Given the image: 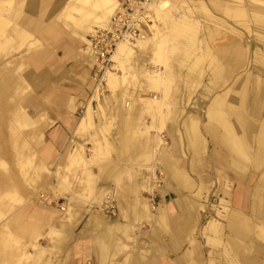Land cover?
<instances>
[{"label": "rangeland", "instance_id": "rangeland-1", "mask_svg": "<svg viewBox=\"0 0 264 264\" xmlns=\"http://www.w3.org/2000/svg\"><path fill=\"white\" fill-rule=\"evenodd\" d=\"M31 1L13 0V6L20 5L19 20H34V13L27 10ZM162 2H168L169 7L161 14L152 9L150 26L155 30L150 29L145 38L154 33L157 37L143 45L125 42L133 53L116 62L111 60L109 70L119 75L114 87L105 79L102 86L95 81L93 106L89 104L95 128L80 141L85 164L72 167L65 181L57 173L72 145L52 161L43 129L34 126L19 130L21 139L30 143L28 151L37 158L39 174L34 176L32 167L19 171L9 143V126L19 105L41 124L46 115L28 79L31 68L27 58L34 47L15 49L7 44L0 49V78L5 80L0 108V160L5 163L0 165V259L5 264L17 262L1 242L8 230L28 243V256L18 264H74L73 246L79 236H91L93 242V250L84 254L82 264H96L95 258L99 264H123L129 259L140 262L147 254L164 259L168 258L165 247L175 242L173 255L179 256L180 264H264V253L253 246V238L264 244L257 229H248L242 240L227 229L225 215L232 206L227 203L228 194L244 177L218 175L223 164L213 159L222 155L223 149L228 156L233 154L221 141L225 124L208 115L213 99L228 92L226 104L215 110L235 136L245 138L246 153L241 158L251 164L249 155L256 150L264 121V100L259 105L247 100V108L238 112L242 118L229 101L245 100L254 90L264 89V2L155 0L154 7ZM75 13L81 22L88 17L84 10ZM187 30L192 40L186 39ZM143 71L161 73L163 80L148 87ZM21 79L28 89L20 95ZM253 79L260 87L253 89ZM142 85L145 92L140 91ZM124 100H129L130 109L124 110ZM180 172L186 174L185 183L179 180ZM160 195L174 201L173 216L179 219L182 240L169 210L159 202ZM108 201L115 206L114 215L103 210ZM244 219L264 226V219L245 211ZM210 221L216 223L217 232L203 230ZM29 222L34 233L27 239L21 227ZM111 223L118 226L111 227ZM52 230L61 231L65 249L55 248L57 237ZM229 237L239 243L238 251L232 248ZM144 239L150 241L149 249L143 248ZM100 241L107 243L105 251L98 248Z\"/></svg>", "mask_w": 264, "mask_h": 264}, {"label": "bare ground", "instance_id": "bare-ground-1", "mask_svg": "<svg viewBox=\"0 0 264 264\" xmlns=\"http://www.w3.org/2000/svg\"><path fill=\"white\" fill-rule=\"evenodd\" d=\"M234 1H241V0H234ZM258 2H264V0H257ZM13 0H0V49H2L5 45L11 44L12 47L15 49L21 48L22 46H26L29 48H32L34 46L38 45V41L34 40V37H32V28L34 27V21L31 19H28L26 17H22L20 20L19 17V11H20V5H12ZM155 4V3H154ZM117 7L116 0H69L66 7L62 10L60 18L64 22L66 26H72L74 27V33L80 38V40L83 41V43L86 42V36L93 31L95 27L99 28H105L107 25V18L108 16L115 11ZM169 7L168 2H162L157 7H153L152 9L156 12L165 13L167 8ZM27 10L29 13L34 12V1H31L27 5ZM81 10H84L86 13L87 19L82 21L75 17L77 15L75 12L81 13ZM84 13V14H85ZM83 14V13H82ZM159 15V14H158ZM19 20V21H17ZM17 21V22H16ZM20 23V25L18 24ZM6 27H8L6 29ZM150 29H154V26H150ZM30 30V31H29ZM157 33L153 34V37L150 36L148 38H143L140 40H137L139 44L143 45L147 42H151L156 38ZM186 39L192 40V35L188 33V30L186 31ZM125 42L127 41H121L117 44L114 52L111 55V60L116 62L119 60L121 56H129L133 53V48L129 47ZM80 52L82 54L83 59L91 65V58L88 56L87 52L84 49H80ZM34 53H31L29 56L30 60H33ZM143 75L147 77V83L145 84L148 87L156 86L158 85L161 80H163V75L161 73H155V72H147L143 71ZM221 73V71H219ZM119 75H117L115 72L110 71L109 69L105 71V74L103 76V79L107 81V84L110 87H114V83L116 80H118ZM5 80L0 78V108L2 107V100L1 96L4 95L5 92ZM260 82L256 81L255 79L252 80V87L253 89L256 88L257 85L260 87ZM21 90L22 92H19V94L25 93V91L28 89L27 83L21 79ZM264 85V84H262ZM145 86H140V91L145 92ZM252 94H248L247 98L244 100L243 98L229 101L230 104L235 105L232 108H234L236 111V114L240 111H242L245 108H247V100L251 101L253 103L261 102L264 100V89L261 92H251ZM228 92H225L223 94H218L212 101L209 109H208V115L212 118H214L216 121H218L221 124H225L226 132L225 134L221 135V141L228 146V150L232 152L233 155H231V166L234 169L238 170L242 169L241 155L246 153V143L244 137H238L235 136L232 130L229 128L228 125L225 123V118L221 114H217L215 109H219L223 107L226 104V97ZM144 100H154V97L152 98H143ZM26 101V104H28V99L26 98L24 102ZM159 100L155 97V102H158ZM124 110L130 109V102L129 100H124ZM24 105H19L18 111L16 115L14 116V123L9 126V143L11 147L13 148V158H15V162L17 163V166L19 167V171L23 172L25 168L34 169V176H38L39 171L37 170V158L35 154L30 150L29 142L25 139L22 140L20 137V130L21 127L26 126H34L35 129L42 128L43 124L40 123L38 120H33L30 118L24 109H22ZM230 106V105H229ZM231 107V106H230ZM248 112V111H247ZM252 112L254 115L253 111ZM238 117L242 118L239 114ZM1 120V118H0ZM248 123V122H247ZM249 125V123H248ZM95 124L93 122L92 113L90 111V106L84 110L82 113L80 120L78 122V125L76 129L74 130L72 134V147L69 151V153L66 156L65 164L62 167H59L60 171L57 173V176L61 178V181L66 180V174L67 172L74 166H82L85 164V158L82 153V148L80 147V141L83 140L86 136L90 135V133L94 130ZM41 137V134H40ZM247 139V138H246ZM256 155L254 156L256 161L258 162L259 158L264 155V121L261 124L260 127V133L259 136L256 138ZM22 148H26L27 152L30 154L27 156V152H24ZM3 151L0 149V156L2 155ZM0 165L5 166L4 161L0 160ZM230 166V167H231ZM30 177V176H29ZM179 180L182 183H185L187 181L186 174L183 172L179 173ZM3 182V178L0 176V196L3 192V189L1 187V184ZM186 183L185 185H187ZM253 190V207L252 211L255 214L256 217L260 219H264V185L261 183H258ZM189 185V184H188ZM187 185V186H188ZM12 187H15L12 185ZM11 187V188H12ZM34 188V186H32ZM13 188L10 190V194L13 193ZM102 189L98 196L101 198ZM229 200L227 203H230L232 206L229 208V211L227 215H225V220L228 226L229 232L232 234L234 238L242 240L245 236L246 231L248 229L253 230L254 228L257 229L256 231L260 233V235L264 238V226L259 224V222L255 224H250L249 222H246L244 219V211L240 208V190L239 188H236L233 193L228 194ZM163 208H159V212H162ZM144 214L146 216L149 215L148 211L143 210ZM20 216V214H19ZM24 216V213H21V218ZM16 221L19 220V217L16 216L14 218ZM33 224V223H32ZM31 222L27 224H23L21 227V233L23 236H25L27 239L32 236L34 233V227L32 226ZM19 226V225H18ZM113 227H117V223H111ZM253 228V229H252ZM203 230L205 232H217V226L214 221H210L206 226L203 227ZM52 233L56 235V241H55V248L58 249H65L64 246V236L61 235V231L58 230H52ZM1 242H3L4 246L7 248L8 254H14V256L17 258V262H12V264H18L20 259L22 257L28 256V253L26 252V245L27 242L23 241L20 237L16 236L14 233H12L10 230H8ZM62 236V237H61ZM229 237L228 240L230 241L232 248L235 251L239 250V243H236V239ZM256 238H253V246L258 252L264 253V244L260 243L255 240ZM32 244V241L29 242ZM107 243H99L98 248H102V250L107 249ZM34 248V245H31ZM0 253H2L0 251ZM105 253V252H104ZM103 256V254H101ZM3 259H0V264H5ZM181 263V262H180ZM179 263V264H180ZM123 264H140L136 259H129L125 260ZM252 264V263H250Z\"/></svg>", "mask_w": 264, "mask_h": 264}, {"label": "crops", "instance_id": "crops-1", "mask_svg": "<svg viewBox=\"0 0 264 264\" xmlns=\"http://www.w3.org/2000/svg\"><path fill=\"white\" fill-rule=\"evenodd\" d=\"M34 1V40L38 45L34 46L33 60L27 58L31 72L28 79L31 82V92H37L38 100L41 103L43 112L46 115V122L43 124L44 144L48 149V159L55 161L72 145L71 139L74 130L80 120V114L93 102H91L92 92L95 89L92 67L83 59L80 49L83 41L74 33V27L66 26L60 18L62 10L69 0H32ZM256 128V127H255ZM255 148V146H254ZM249 155V153H248ZM256 150L249 157L251 164H245L241 160L242 169L236 173L237 169L232 168L231 157L227 150H222V155L213 160L221 161L223 164L220 176H242L238 187L240 190V208L252 216L253 190L258 183L264 185V155L258 162L254 157ZM261 164V165H259ZM231 166V167H230ZM260 166V167H259ZM246 168V171L244 169ZM232 171H235L232 173ZM159 202L165 206L170 213V220L180 232L182 240V228L179 226V219L174 217V201H168L167 196H159ZM145 236V234H144ZM91 236H79L73 246L75 251L74 264H82V257L86 252L93 250ZM176 239V237H175ZM176 241V240H175ZM143 248H150V241L144 239ZM168 258L160 259L147 254L140 264H179V256L173 255L177 250L176 242L169 243L165 247ZM94 253V252H93ZM95 254V253H94ZM96 264L99 259L95 258Z\"/></svg>", "mask_w": 264, "mask_h": 264}, {"label": "built area", "instance_id": "built-area-1", "mask_svg": "<svg viewBox=\"0 0 264 264\" xmlns=\"http://www.w3.org/2000/svg\"><path fill=\"white\" fill-rule=\"evenodd\" d=\"M117 7L109 17L105 28L95 27L86 36L84 50L92 60L93 78L102 86L105 71L111 68V55L121 41L143 39L153 24L155 0H116ZM103 210L115 214V206L106 202Z\"/></svg>", "mask_w": 264, "mask_h": 264}]
</instances>
